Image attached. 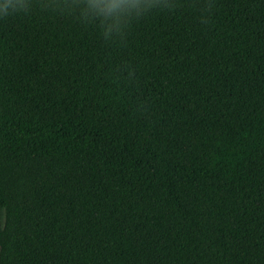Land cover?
Returning <instances> with one entry per match:
<instances>
[{
    "label": "trees",
    "instance_id": "obj_1",
    "mask_svg": "<svg viewBox=\"0 0 264 264\" xmlns=\"http://www.w3.org/2000/svg\"><path fill=\"white\" fill-rule=\"evenodd\" d=\"M22 4L0 264H264V0Z\"/></svg>",
    "mask_w": 264,
    "mask_h": 264
},
{
    "label": "clouds",
    "instance_id": "obj_2",
    "mask_svg": "<svg viewBox=\"0 0 264 264\" xmlns=\"http://www.w3.org/2000/svg\"><path fill=\"white\" fill-rule=\"evenodd\" d=\"M22 7V0H4L3 4L0 5V8L3 9L5 14H8L9 10H11L13 13L19 11L22 9ZM115 7L116 5L113 4L112 6L108 7L107 11L111 12Z\"/></svg>",
    "mask_w": 264,
    "mask_h": 264
}]
</instances>
